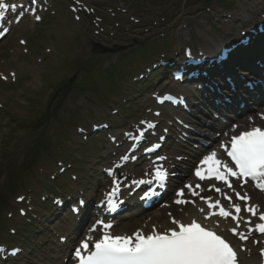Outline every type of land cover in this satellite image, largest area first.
I'll return each mask as SVG.
<instances>
[{"label": "rangeland", "instance_id": "rangeland-1", "mask_svg": "<svg viewBox=\"0 0 264 264\" xmlns=\"http://www.w3.org/2000/svg\"><path fill=\"white\" fill-rule=\"evenodd\" d=\"M79 1L89 11L52 0L41 22L24 20L0 43V244L25 251L20 262L0 264L60 263L58 238L70 227L53 223V200L97 191L115 150L104 135L90 136L91 125L109 122L120 131L151 116L145 103L165 82L156 75L141 81L143 67L161 53L210 47L230 27L237 35L256 12L264 15V0ZM190 160L176 164L186 172ZM172 213L180 210L163 209L166 220Z\"/></svg>", "mask_w": 264, "mask_h": 264}, {"label": "snow or ice", "instance_id": "snow-or-ice-1", "mask_svg": "<svg viewBox=\"0 0 264 264\" xmlns=\"http://www.w3.org/2000/svg\"><path fill=\"white\" fill-rule=\"evenodd\" d=\"M8 7V4L0 0V9H7ZM3 15L4 13L0 11V16ZM36 19L39 20L40 17L37 16ZM221 147H225V145L222 144ZM228 155L235 162L240 175L252 177L253 179L264 177V130L257 127L233 136ZM215 157L216 153L212 152L209 156L204 157L202 163L209 161L217 164L221 163L214 160ZM123 158L127 159V157ZM224 168L228 173L234 176L237 175L226 164ZM212 171L215 172L216 179L223 180L231 187L227 177L222 175L219 170ZM196 175L200 179L206 178L199 169H197ZM155 176L157 181L162 183L167 178V172L162 168H157ZM208 178H211V174ZM140 183H144V181H140ZM257 186L264 190V184H258ZM187 187L191 188V185ZM216 190L220 191V189ZM182 194V191L178 193V195ZM145 195L148 194L145 193ZM237 196L240 199H249L246 194L240 197V194L237 193ZM21 199L23 198L21 197ZM226 199L230 201L231 197L226 196ZM217 205H220L219 201H215V204L210 203L209 207ZM233 207L237 213L241 211L239 205H233ZM247 210L254 215L256 214L255 206H250ZM219 215L224 218L239 219L238 216H233L232 213L225 210L223 206L220 207ZM260 219L264 220V215H261ZM98 223H102V221H98ZM174 223L177 222L174 221ZM105 227L110 228L111 225H105ZM257 227L259 231L264 233V224H259ZM230 231L234 235L237 234L236 227L231 228ZM245 238L241 235V239ZM130 240L131 237L106 234L95 241V250L90 251V254L85 256L83 252L90 249L89 240L85 239L74 249L73 255L79 261V264H239L237 252L226 238L202 227L195 220L189 224H180L179 230L173 229L170 236L153 234L145 237L137 233V243L134 247L129 246Z\"/></svg>", "mask_w": 264, "mask_h": 264}, {"label": "bare ground", "instance_id": "bare-ground-1", "mask_svg": "<svg viewBox=\"0 0 264 264\" xmlns=\"http://www.w3.org/2000/svg\"><path fill=\"white\" fill-rule=\"evenodd\" d=\"M240 123L247 124L244 120L241 121ZM253 203L256 204L257 206H261V210L264 209V204H262L264 202L261 203L259 199H256ZM201 209H203V211H201ZM206 213H207V210L204 209V207H202L199 204H195L193 211L191 213L190 212L185 213L184 215L179 216V218L182 219L181 221L185 223H190L193 220L200 221L201 223L213 228L214 230L225 233L224 235L231 241H235L236 236L239 235L242 231L246 233L249 232L250 227L244 226V223L241 221H239L238 223H232L228 219H220V218H210V220L206 221L204 220V215ZM150 216L154 218L149 223H146V225H148L147 229L140 228L139 226L140 222L144 219V217H142V218L133 219L125 224L119 225L116 234H119V235L130 234L127 232L126 227L134 226V225L137 226L136 227L137 229H142V230H145L146 233H149L152 231L150 228L152 227V224L155 226L154 227L155 230H159V231L171 229L175 227V225L177 224V223H174V221L176 220H170V219L166 220V218L163 217L162 210L160 209L155 210ZM158 219H160L161 221L160 220L158 221ZM233 227H236V230H237L236 235H232V232L230 231V229ZM243 245L246 246V250L244 252H239L241 263L242 264H259L258 261L260 259L257 256V252L259 249L257 248L255 249L254 247H252L250 245V242L244 243Z\"/></svg>", "mask_w": 264, "mask_h": 264}, {"label": "trees", "instance_id": "trees-1", "mask_svg": "<svg viewBox=\"0 0 264 264\" xmlns=\"http://www.w3.org/2000/svg\"><path fill=\"white\" fill-rule=\"evenodd\" d=\"M209 1H211V0H206V2H205V5L206 6L208 5Z\"/></svg>", "mask_w": 264, "mask_h": 264}, {"label": "water", "instance_id": "water-1", "mask_svg": "<svg viewBox=\"0 0 264 264\" xmlns=\"http://www.w3.org/2000/svg\"><path fill=\"white\" fill-rule=\"evenodd\" d=\"M94 46H95V48L98 47V46H96V45H94ZM103 51H106V50L103 49ZM107 51H110V50H107Z\"/></svg>", "mask_w": 264, "mask_h": 264}]
</instances>
